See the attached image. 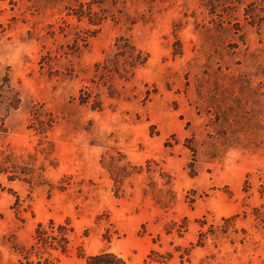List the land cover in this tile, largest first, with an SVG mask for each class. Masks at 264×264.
<instances>
[{"label": "rangeland", "instance_id": "obj_1", "mask_svg": "<svg viewBox=\"0 0 264 264\" xmlns=\"http://www.w3.org/2000/svg\"><path fill=\"white\" fill-rule=\"evenodd\" d=\"M99 251L264 264V0H0V264Z\"/></svg>", "mask_w": 264, "mask_h": 264}, {"label": "trees", "instance_id": "obj_2", "mask_svg": "<svg viewBox=\"0 0 264 264\" xmlns=\"http://www.w3.org/2000/svg\"><path fill=\"white\" fill-rule=\"evenodd\" d=\"M71 231V227L67 224L54 223L53 220H48L44 224L38 223L34 229L32 247H48L65 254L69 250ZM81 257L83 261L80 264H127L122 256L112 251H99Z\"/></svg>", "mask_w": 264, "mask_h": 264}]
</instances>
